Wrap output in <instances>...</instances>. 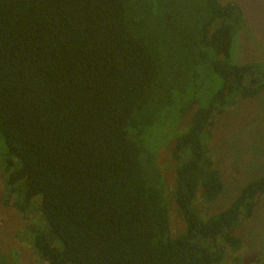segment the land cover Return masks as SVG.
Instances as JSON below:
<instances>
[{"label": "trees", "instance_id": "obj_1", "mask_svg": "<svg viewBox=\"0 0 264 264\" xmlns=\"http://www.w3.org/2000/svg\"><path fill=\"white\" fill-rule=\"evenodd\" d=\"M128 4L0 0L5 203L25 214L39 208V225L22 235L45 264H228V249L241 246L235 228L264 196V175L205 213L224 188L209 127L229 95L264 92V62L232 61L241 11L232 0H204L195 45L224 85L171 148L172 196L186 223L172 236L160 178L147 173L143 146L129 135L158 85L159 60L134 33Z\"/></svg>", "mask_w": 264, "mask_h": 264}, {"label": "rangeland", "instance_id": "obj_2", "mask_svg": "<svg viewBox=\"0 0 264 264\" xmlns=\"http://www.w3.org/2000/svg\"><path fill=\"white\" fill-rule=\"evenodd\" d=\"M128 2L129 17L136 24L134 33L147 42L159 60L158 85L151 88L147 108L129 135L143 146L147 173L160 178L158 187L169 207L171 234L176 236L185 230L186 223L172 196L176 162L171 148L189 128L195 111L210 104L224 78L213 70L211 60L200 57L195 45L205 16L204 0ZM240 24L233 38L232 61L264 62V42L247 25ZM227 102L224 113L209 127L210 155L224 182L217 199L204 205V212L209 214L228 207L247 182L264 175V92L249 98L229 95ZM4 180L0 168V264H45L22 235L29 225H39V208L25 214L6 204ZM234 234L241 239V246L228 249L226 262L264 264V196L254 215L242 221Z\"/></svg>", "mask_w": 264, "mask_h": 264}, {"label": "water", "instance_id": "obj_3", "mask_svg": "<svg viewBox=\"0 0 264 264\" xmlns=\"http://www.w3.org/2000/svg\"><path fill=\"white\" fill-rule=\"evenodd\" d=\"M251 32L264 42V0H232Z\"/></svg>", "mask_w": 264, "mask_h": 264}]
</instances>
